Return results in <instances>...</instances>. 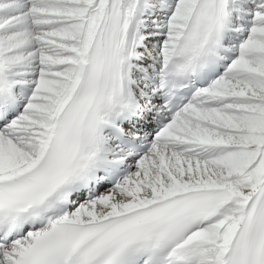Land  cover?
Returning <instances> with one entry per match:
<instances>
[{"label": "snow or ice", "instance_id": "6c2138e0", "mask_svg": "<svg viewBox=\"0 0 264 264\" xmlns=\"http://www.w3.org/2000/svg\"><path fill=\"white\" fill-rule=\"evenodd\" d=\"M0 264H264V0H0Z\"/></svg>", "mask_w": 264, "mask_h": 264}]
</instances>
